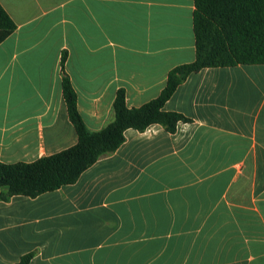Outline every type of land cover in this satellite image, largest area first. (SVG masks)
<instances>
[{"label":"crops","instance_id":"0c3cea01","mask_svg":"<svg viewBox=\"0 0 264 264\" xmlns=\"http://www.w3.org/2000/svg\"><path fill=\"white\" fill-rule=\"evenodd\" d=\"M0 4L15 23L0 42V162L76 142L63 76L97 131L119 89L140 106L194 59L193 0ZM163 109L189 120L127 128L74 182L0 199V264H264V64L202 68Z\"/></svg>","mask_w":264,"mask_h":264},{"label":"trees","instance_id":"16d2710c","mask_svg":"<svg viewBox=\"0 0 264 264\" xmlns=\"http://www.w3.org/2000/svg\"><path fill=\"white\" fill-rule=\"evenodd\" d=\"M192 25L195 55L188 63L173 67L164 87L153 99L137 107H128L122 89L112 103L113 119L102 129L88 130L76 108V95L66 76L62 94L68 116L76 131V142L59 152L31 162H0L1 200L12 195L34 197L74 182L79 174L100 156L113 152L124 140V130H144L161 124L173 132L183 114L164 110L165 101L191 73L202 68L238 64H264V0H193ZM15 28L10 15L0 4V42ZM32 253L15 264H28Z\"/></svg>","mask_w":264,"mask_h":264},{"label":"rangeland","instance_id":"374dc122","mask_svg":"<svg viewBox=\"0 0 264 264\" xmlns=\"http://www.w3.org/2000/svg\"><path fill=\"white\" fill-rule=\"evenodd\" d=\"M240 76H241V77H240L239 79L242 80V81H246L247 79H249V76H250L251 78H254L253 75H246V74L244 75V74H240Z\"/></svg>","mask_w":264,"mask_h":264}]
</instances>
